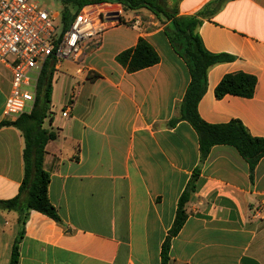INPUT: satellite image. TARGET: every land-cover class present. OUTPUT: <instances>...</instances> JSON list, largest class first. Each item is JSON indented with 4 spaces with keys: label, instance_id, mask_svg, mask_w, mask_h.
<instances>
[{
    "label": "crops",
    "instance_id": "crops-1",
    "mask_svg": "<svg viewBox=\"0 0 264 264\" xmlns=\"http://www.w3.org/2000/svg\"><path fill=\"white\" fill-rule=\"evenodd\" d=\"M210 1L166 4L191 16ZM124 15L80 62H44L52 74L46 127L57 134L46 145L44 167L61 222L30 211L22 224L18 212L0 210V264H10L22 230L18 264H162L179 199L196 170L198 189L171 240L167 264H264V157L252 175L233 146L215 145L201 161L193 125H171L180 117L191 75L166 33L170 22L146 9ZM137 18L140 29L131 25ZM198 34L206 52L233 57L208 70L200 118L211 125L239 121L251 136L264 138V0H226ZM140 38L160 59L130 73L117 56ZM239 72L256 78L254 95L218 99L223 77ZM12 78L0 63V123L10 120L3 109ZM23 149L20 130L0 129V200L19 192Z\"/></svg>",
    "mask_w": 264,
    "mask_h": 264
},
{
    "label": "trees",
    "instance_id": "trees-1",
    "mask_svg": "<svg viewBox=\"0 0 264 264\" xmlns=\"http://www.w3.org/2000/svg\"><path fill=\"white\" fill-rule=\"evenodd\" d=\"M61 5L59 12L60 33L62 37L70 28L76 15L90 3L112 2L123 6L124 11L146 9L154 13L164 22H170L166 33L173 47L185 59L191 75V82L181 104L180 117L173 120L171 125L178 120L189 121L199 134L201 161H204L210 149L215 145H229L238 150L240 155L248 162L251 175L256 165L264 157V138L253 137L239 121L228 124L211 125L204 122L197 111V106L207 86L208 70L222 62L233 59L227 54H210L203 48L198 28L204 20L210 19L225 3L226 0H212L200 11L191 16H179L177 10L167 8L166 0H56ZM155 49L144 39L140 38L137 45L123 51L117 56V61L128 72L151 67L159 62ZM95 75L91 79H95ZM51 82L52 74L45 64L38 78L36 101L30 113H25L15 120H6L0 123V129L12 126L21 131L24 137L23 162L24 176L18 194L9 200H0V210L15 211L20 214V222L25 223L30 211L40 212L56 222H61L49 199L48 188L50 173L44 167L46 145L56 139L57 134L43 125L47 118L51 120ZM257 80L254 76L245 73L227 74L215 89L218 99L226 95L250 98L254 95ZM196 170L182 193L176 212L175 221L162 248V264L169 260L171 240L177 236L187 219L186 206L198 189L199 175ZM23 232V230H22ZM16 239L10 264H18L19 243L23 233Z\"/></svg>",
    "mask_w": 264,
    "mask_h": 264
},
{
    "label": "built area",
    "instance_id": "built-area-1",
    "mask_svg": "<svg viewBox=\"0 0 264 264\" xmlns=\"http://www.w3.org/2000/svg\"><path fill=\"white\" fill-rule=\"evenodd\" d=\"M124 13L119 3L87 4L61 37L55 25L59 12L40 9L38 2L30 0H0V63L6 64L13 75L4 117L15 120L32 111L45 61L53 58L56 62H80L86 51L99 47L108 30L122 23ZM131 25L140 29L141 20L134 19ZM8 56L13 57L11 62ZM255 212L262 215L261 208Z\"/></svg>",
    "mask_w": 264,
    "mask_h": 264
},
{
    "label": "rangeland",
    "instance_id": "rangeland-1",
    "mask_svg": "<svg viewBox=\"0 0 264 264\" xmlns=\"http://www.w3.org/2000/svg\"><path fill=\"white\" fill-rule=\"evenodd\" d=\"M32 2H38L39 3V8L40 9H46V10H51L52 12H60L61 10V5L56 1V0H30ZM125 18V15L122 16ZM58 33H60V24H59V19L55 23ZM13 59L12 56H8V61L11 62ZM49 121V118L46 119L43 128L44 129H49L46 126V122Z\"/></svg>",
    "mask_w": 264,
    "mask_h": 264
},
{
    "label": "water",
    "instance_id": "water-1",
    "mask_svg": "<svg viewBox=\"0 0 264 264\" xmlns=\"http://www.w3.org/2000/svg\"><path fill=\"white\" fill-rule=\"evenodd\" d=\"M110 16V15H109Z\"/></svg>",
    "mask_w": 264,
    "mask_h": 264
}]
</instances>
